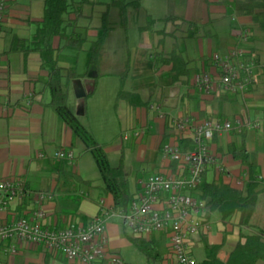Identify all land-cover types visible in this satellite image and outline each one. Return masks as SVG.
<instances>
[{"label": "crops", "instance_id": "obj_1", "mask_svg": "<svg viewBox=\"0 0 264 264\" xmlns=\"http://www.w3.org/2000/svg\"><path fill=\"white\" fill-rule=\"evenodd\" d=\"M44 9L45 0H10L5 25L0 35V105L5 107V112L0 115V180L20 179L32 192L53 193L54 201L43 207L46 214L44 220L46 226L54 229L85 227L97 217H103L107 213L111 214L114 210V199L111 195L104 194L102 190L103 182L92 154L85 151L83 144L75 139L72 130L49 107L51 100L47 87L49 74L41 69L40 55L38 53L25 55L21 43L15 39L30 40L33 37L37 30V24L44 17ZM173 12L174 15L165 20L169 18H175V20L166 22L165 30L153 31L155 24L149 31H140L144 37V44L154 49V53L149 56L150 65L145 64V59L138 57L135 53L131 66L129 64L125 73L121 75V77L126 76L125 91L138 95L142 101L139 106H132L125 102H120L117 107L115 103L114 106L118 117L122 104L126 108V114L123 115L122 121L126 128L123 139L128 136V139H124V141H131L130 147L112 146L106 148L94 128L89 127L88 129L98 143L104 147L113 167H118L121 159L124 160L130 185L131 181H134L132 193L140 179L155 173L166 172L172 167L162 154L164 145L176 135L171 118L189 116L203 120L219 117L232 122L238 117L264 120L263 67L257 70V73L260 72L259 86L248 93L244 100L240 96L231 94L206 93L195 85V79L199 74L214 73L211 56L217 52L225 53L235 47L237 36L244 29H248L252 33L247 47L257 54L264 66V34L252 32L253 19L236 16L233 0H186L184 3H177ZM87 17L89 16L83 13L81 18ZM75 18V14L70 15V19L74 20ZM149 18L153 19V17ZM185 24L192 26L193 31L200 35L199 38L187 42L189 56L196 62V69L190 78L184 76L178 82H174L172 66L156 65V59L161 54L169 52L173 44L169 38L165 44L160 42L164 39V34H172L177 26ZM81 27L90 28V37L91 34L97 35L99 26ZM204 32L209 33V36L202 37ZM60 44V38H55L54 47L59 48ZM71 52H66V57L75 55L74 52H72L73 54ZM69 62L67 60L64 65L69 67ZM144 68L148 70L146 71L148 74L154 75L158 82L150 85L133 84L131 88H127L131 72L136 70V74L134 73L131 79L138 81L144 76L142 73ZM101 76L104 74L100 71ZM100 77L98 75V79ZM88 84H90L89 77L73 81L71 92L81 95L83 91L87 90ZM97 90L95 81L93 93L87 95L86 98L79 99L94 97ZM102 106L98 104L93 108L95 118L100 116L99 120L96 119L97 129H95L97 132H99L98 128L104 129L106 125L105 119H102ZM156 107L159 108V111L155 110ZM107 109L108 106H106ZM245 131L247 132L248 149L251 153L258 154L259 173L260 177L264 178V126L259 131ZM236 134L238 132L214 139L210 150L215 157L216 165L209 169L204 181L225 182L235 189H242L245 186L249 177L247 168L241 162L234 160L232 156L220 151L221 147L225 148L236 139ZM127 149L137 153L135 156L137 162L140 158L145 160V157L149 155L150 158L147 161L150 168L142 170L128 164ZM60 150L72 151L75 156L79 151L81 157H76L75 163L69 164L68 170L76 174L82 181L89 182L88 184L60 176L57 167L60 160L53 158V154ZM112 159L117 165L113 163ZM263 189L262 185L260 190ZM25 199L29 200V198ZM25 199L7 211L1 212L0 223L11 222L23 217L32 204L30 201L29 206L20 212L19 208ZM259 204L258 198L253 217L258 215ZM213 214L215 213H212V216ZM262 218L264 219V216ZM239 223V215L228 225H225L221 220L218 223L222 227L219 231L221 241H215L210 232L209 235H206L209 242L221 244L224 235L227 234V242L232 240L236 244L242 235H251L245 234L244 230H250L249 226L252 221L248 226H240ZM213 225L215 224L213 223ZM256 226L261 228L260 231L264 236V223L257 222ZM120 229L124 231L121 220L117 217H108L109 250L119 255L123 244ZM50 257L58 259L52 254L45 253L40 247L22 246L19 256L12 259H8L3 250H0V263L9 261L16 264H47Z\"/></svg>", "mask_w": 264, "mask_h": 264}, {"label": "built area", "instance_id": "obj_2", "mask_svg": "<svg viewBox=\"0 0 264 264\" xmlns=\"http://www.w3.org/2000/svg\"><path fill=\"white\" fill-rule=\"evenodd\" d=\"M9 2L0 0V35ZM250 38V31L244 29L237 36L235 47L225 53H214L211 56L214 73L199 74L195 79L196 87L206 93L231 94L244 100L257 70L264 68L261 62L249 56L247 45ZM155 110L159 111V108ZM4 112L5 107L0 105V115ZM171 123L176 135L164 145L162 154L176 167L140 179L127 210L114 209L111 214L97 217L88 226L63 229L46 226L43 207L54 201V194L32 192L20 179L0 180V213L25 198H30L32 203L23 217L0 223V250L8 259L19 256L21 247L28 246L40 247L56 257L63 256L74 264H125L119 254L109 250L107 220L108 217H117L126 232H131L134 237L149 239L166 234L168 253L160 264H198L193 249L196 243L202 242L203 236L210 234L213 225L207 202L197 194L206 173L216 165L211 145L216 137L223 138L233 132L259 131L264 120L238 117L232 122L181 116L171 118ZM124 139L127 140L128 136ZM182 140L192 142L194 148L183 151L180 147ZM53 158L69 164L76 160L74 152L69 150H60L53 154Z\"/></svg>", "mask_w": 264, "mask_h": 264}, {"label": "trees", "instance_id": "obj_3", "mask_svg": "<svg viewBox=\"0 0 264 264\" xmlns=\"http://www.w3.org/2000/svg\"><path fill=\"white\" fill-rule=\"evenodd\" d=\"M142 1L144 0H133L131 2L128 0H113L110 4H105L106 10L100 15L97 36L95 40H90V28L79 26L78 20L83 15L84 7L95 5V3L90 0H82L81 5L70 12L72 0H45L44 17L37 24V30L33 37L30 40L15 38L17 42L21 43L25 55L30 53L40 55L42 59L41 69L49 74L47 81L51 96L49 107L72 130L75 139L83 144L85 151L92 154L103 182L102 190L104 194L113 197L115 210H127L133 198L124 160L121 159L118 167L111 165L104 147L81 123L76 115L75 107L69 102V98L73 81L88 78L92 71H96L100 77L99 68L102 63V56L106 44L116 28V25L110 20L111 11L118 10L121 25L125 27L128 8L132 7L139 11ZM233 8L236 16L251 17L253 19L252 32L256 31L264 34V0H233ZM71 14L76 15L74 20L70 19ZM174 20L175 18H169L165 21ZM155 24V20L148 18L147 25L141 28L140 31H149ZM207 36H209L207 32L202 34V37ZM57 37L61 41L59 48L54 47V39ZM199 37V33L193 31L192 26L185 24L177 26L172 34H164V39L160 41L165 44L169 38L173 43L169 52L161 54L156 59V65L172 66L174 82H178L184 76L190 78L195 71L196 62L189 56L187 42ZM86 45H89L88 49H85ZM71 51L75 55L66 57L65 53ZM249 51V56L260 62L257 54L253 50L249 49ZM83 52H86V71L82 73L78 71V62ZM67 60L70 61L69 67L64 65ZM259 74L260 72L256 73L249 93L259 86ZM125 79L126 76L121 77V87L116 99V107L120 102L132 106L141 105L142 101L138 95L125 91ZM217 119L225 121L219 117ZM180 147L183 151H188L192 150L194 145L190 141L182 140ZM220 151L232 156L234 160L241 162L247 168L249 177L245 186L242 189H235L225 182L204 181L197 194L207 202L211 213L220 214L225 225L230 224L239 215V225L248 226L256 212L259 194L264 191V189L260 190V187L264 186V178H261L259 173V156L257 153L249 151L246 131L236 134V139L225 148L221 147ZM68 166L67 161H60L58 164L57 167L61 177H69L83 184L89 183L82 181L76 174L71 173ZM172 166L173 169L176 167L175 164ZM30 201V198L29 200L25 199L19 211L22 212L29 206ZM126 235L129 241L145 255L147 264L162 263L168 253L166 234L149 239L129 236L127 232ZM202 242L205 245L206 259L201 264L264 263V236L262 234L242 235L227 255H224L227 234L224 235L221 244L210 243L206 235L203 236ZM57 258L68 262L63 256H57Z\"/></svg>", "mask_w": 264, "mask_h": 264}, {"label": "rangeland", "instance_id": "obj_4", "mask_svg": "<svg viewBox=\"0 0 264 264\" xmlns=\"http://www.w3.org/2000/svg\"><path fill=\"white\" fill-rule=\"evenodd\" d=\"M91 2L96 3L95 5H87L83 9V13L89 16L87 18H80L78 20L79 26H100V15L106 10L105 4H110L113 0H90ZM129 2L133 0H128ZM82 0H72L70 12L75 10L81 5ZM184 3L186 0H145L142 1V8L139 11H136L132 7L128 8L125 27L121 25L120 15L118 10H112L110 20L116 25L115 30L112 32L111 38L106 44L103 56L102 64L100 65L99 70L104 74L96 81V88H98L94 97H88L87 99H79L74 93H70V104L75 106L76 115L81 121V123L89 129V127L94 128L100 141L103 143L104 147L110 148L112 146L119 147H130V142H125L123 135L125 134V124L123 121V115L126 114V108L122 104L119 117L117 116L114 106L118 96V92L121 87V75L125 73L127 66L133 62L135 58V53L138 57H143L145 59V64L150 65L151 61L149 56L154 53V49L147 47L144 44V37L140 34V27L147 25L148 18L153 17L156 20V25L153 31H161L167 28V23L164 21L168 17H172L174 14L173 9L177 3ZM201 2V1H199ZM96 34L90 35V40H95ZM89 48V45H86V49ZM72 53V52H71ZM73 54V53H72ZM85 60L86 52L81 53L80 61L78 63V71L85 72ZM128 71V70H127ZM136 71V70H135ZM132 71L130 78L128 80L129 84L127 88H131L133 84L135 85H150L154 82H158L155 79L154 75L148 74L146 68H144L143 77L139 78L138 81H132L131 77L135 73ZM136 74V73H135ZM75 88V86L73 85ZM102 106L101 112L103 113V118L105 119L106 125L104 129L98 128L96 126V119L99 120V117L95 118L94 106ZM106 106L108 109L106 110ZM105 109V111H104ZM81 113H84L81 115ZM104 121V120H103ZM96 128V129H95ZM128 131V130H127ZM126 131V132H127ZM127 162L128 164L141 168L142 170H147L150 168V164L147 161L148 156L145 157V160H136L135 152L127 149ZM152 155V154H151ZM91 156V155H89ZM76 157H81L79 151H77ZM92 158V157H90ZM78 159V158H77ZM114 159V158H113ZM112 159L115 165L116 162ZM93 160V159H92ZM75 163V162H74ZM164 173V172H163ZM134 188V181H131V189ZM259 208L258 215L253 217L252 223L249 226L250 230H244L245 234H262L260 231L261 228L256 226V223H264V193L259 195ZM261 214V216H260ZM212 222L213 225L211 231V237L215 241H221V234L219 233L222 228L220 224L221 216L218 213L213 214ZM255 224V225H253ZM121 237L123 238L122 248L120 250L121 257L125 260L126 264H147L145 255L139 251L128 239L125 230H121ZM129 236H133L131 232L127 231ZM213 240V241H214ZM235 243L232 240H228L226 247L224 249V255H227L234 247ZM194 257L198 264H201L206 259L205 245L203 242L196 243L193 249ZM47 264H74L73 262H66L63 259H53L48 258ZM259 264H264L263 262Z\"/></svg>", "mask_w": 264, "mask_h": 264}, {"label": "water", "instance_id": "obj_5", "mask_svg": "<svg viewBox=\"0 0 264 264\" xmlns=\"http://www.w3.org/2000/svg\"><path fill=\"white\" fill-rule=\"evenodd\" d=\"M98 78V74L96 71H93L92 73L89 74V80L90 84L87 85V90L82 92V94L77 93L78 98H86L87 95H90L93 93L94 88H95V80Z\"/></svg>", "mask_w": 264, "mask_h": 264}]
</instances>
